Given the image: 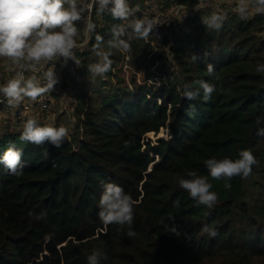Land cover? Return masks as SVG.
I'll list each match as a JSON object with an SVG mask.
<instances>
[{
    "label": "trees",
    "instance_id": "obj_1",
    "mask_svg": "<svg viewBox=\"0 0 264 264\" xmlns=\"http://www.w3.org/2000/svg\"><path fill=\"white\" fill-rule=\"evenodd\" d=\"M139 14L121 21L95 9V31L77 52L81 72L91 74L97 34L111 69L77 94L74 131L60 147L21 142L23 128L0 133V156L15 145L24 164L19 176L0 165V264H88L97 248L106 255L101 264H264V182H250L255 174L264 177V136L256 134L264 128V72L256 70L258 61L264 63V14H226L217 31L196 9L191 34L171 44V57L165 51L152 59L149 43L131 29L124 37L131 36L130 52L108 46L113 27ZM140 58L157 59L167 81L125 85L116 64ZM198 80L215 85L210 99L202 90L194 100L185 98L186 86L196 89ZM163 127L169 138L147 139ZM244 149L257 160L250 176L209 177L218 194L211 208L179 187L178 177L188 171L208 176V159L235 160ZM106 183L137 201L131 226H105L99 219ZM41 212L46 215L36 219Z\"/></svg>",
    "mask_w": 264,
    "mask_h": 264
},
{
    "label": "clouds",
    "instance_id": "obj_2",
    "mask_svg": "<svg viewBox=\"0 0 264 264\" xmlns=\"http://www.w3.org/2000/svg\"><path fill=\"white\" fill-rule=\"evenodd\" d=\"M94 2L98 6V12H107L114 19L127 21L134 16L135 9L129 6L128 0H94ZM91 7L92 5L79 6L77 0H0V58L10 60L13 65H18L24 71H35L37 65H46L61 58L65 64L69 59L79 64L73 52L77 46V38L80 36L77 22L83 19V13ZM250 9L264 14V0H237L236 11L241 19L247 18ZM225 19V15L214 12L202 20V23L218 31L222 28ZM95 28L96 25L90 19L87 20L84 34L94 32ZM153 28L154 21L147 18H134L127 25H116L112 29L113 35L108 41V46L124 53L130 52L131 36L129 39L124 38L129 35L128 29H131L135 38L147 39ZM95 39L93 51L102 58V61L90 66L89 71L93 75L103 76L110 71L112 61L108 53L99 51L103 37L97 34ZM256 70L264 72V63L258 61ZM24 71H17L6 83L0 85V94L11 106H18L25 98L36 101L53 90L59 82L55 66L44 72L43 84L36 76L26 78ZM207 73L209 76L213 75V65H207ZM195 83L199 85L196 89L186 86L185 98L194 100L202 90L204 100L210 99L215 91V85L205 80H198ZM257 123H260L259 118ZM256 134L264 136V128H258ZM68 135V129L64 126L41 125L35 118H30L24 123L19 139L21 142L37 146L50 143L54 147H60ZM22 155L21 149L10 145L0 156V165H3L8 174L19 176L24 167ZM256 163L257 160L251 150L244 149L238 153V158L235 160L208 159L205 162L208 176L201 175L197 171H188L186 177H178L177 183L198 204L211 208L217 202L218 194L212 191L213 184L209 177L217 181H230L237 176L246 179ZM103 187L98 204L100 209L98 216L103 225L131 226L134 221V205L137 201L115 183H106ZM231 187L230 183L224 184L226 190H230ZM45 215L46 213L41 212L36 219H42ZM205 231L212 236L216 235L215 231L207 227ZM127 234L135 235L131 230ZM102 259H106V255L100 248L95 249L87 257L88 264H101Z\"/></svg>",
    "mask_w": 264,
    "mask_h": 264
},
{
    "label": "rangeland",
    "instance_id": "obj_3",
    "mask_svg": "<svg viewBox=\"0 0 264 264\" xmlns=\"http://www.w3.org/2000/svg\"><path fill=\"white\" fill-rule=\"evenodd\" d=\"M82 0H77V3ZM172 0H128L129 6L135 9L134 14H139L140 19H158V23H160V19L162 17H167L170 26L169 32L166 37V40H160L155 42L151 34L147 39H145L150 48L147 52V57L152 59L155 55L159 53H164L165 51L171 57V53L169 52L171 44L182 36L191 34V25L192 19L196 15V9L190 10V8L186 7L182 9L179 13L170 12V4H172ZM237 0L233 2H227L224 4L213 5L205 7L204 10H199L201 13V20L206 19L212 13H218L225 15L229 13H237ZM169 11V12H168ZM168 12V13H166ZM238 14V13H237ZM256 14L254 10H249L247 17H252ZM181 15V17H180ZM239 15V14H238ZM80 28V27H79ZM81 29V28H80ZM82 39H77V46L73 50L75 58L79 61V64H75L74 61L69 59L65 64L63 59L57 61H51L49 63L53 64L55 67H58V71L61 70L63 74L64 80V89L61 95L55 97L51 109L48 111H39L34 110L33 101L25 98L18 106L21 109L18 111L15 116L13 110L8 108L5 112L0 113V133L2 131H10L21 129L24 127V123L27 119L35 118L41 125L49 124L55 127L64 126L68 129L69 134L74 131V125L76 122V101L77 94L82 90L83 86L86 83H90L97 79L98 75H90L82 73V63L81 57L78 56L80 49L85 45L84 40L87 35L84 34L82 30ZM264 35V33H263ZM81 36V35H80ZM90 37V36H89ZM87 40V39H86ZM88 41V40H87ZM96 55V54H95ZM102 58L96 55V58L92 65L101 62ZM150 62L152 60H149ZM40 66V65H37ZM176 66H173L172 69H175ZM21 68L18 65H13L10 60L6 58H0V73L5 75L14 76L17 71ZM116 69L118 76L123 80L125 85H128L130 88H134L136 84H144L149 83L155 86H159L164 81H167L166 76L161 72V64L159 61L153 60V64L143 62L142 58L138 61V63H134L133 61L122 62L116 64ZM34 76V75H31ZM30 76V77H31ZM2 79V77H0ZM38 79V78H37ZM25 104V105H23ZM27 106H30V109H26ZM17 109V108H16ZM159 137H170L168 127H163L160 129V132L157 135L153 133L147 134V139L151 140L153 143H156L157 138ZM255 180H259L264 182V177H260L259 174L253 175L250 179V182H254ZM249 190H253V185L250 183L248 185Z\"/></svg>",
    "mask_w": 264,
    "mask_h": 264
},
{
    "label": "built area",
    "instance_id": "obj_4",
    "mask_svg": "<svg viewBox=\"0 0 264 264\" xmlns=\"http://www.w3.org/2000/svg\"><path fill=\"white\" fill-rule=\"evenodd\" d=\"M172 1L173 2H171L172 4H170L169 11L179 13L182 9L186 8V3L191 2V1L195 3L193 9L204 10L205 7H208V6L224 4V3L233 2L236 0H172ZM78 5L79 6L92 5L90 10H86L83 13V19L77 22L79 27L85 32L86 22L89 19L92 21L93 13L95 9H97L98 6L95 4L94 0H82L81 2L78 3ZM190 10L192 9L190 8ZM151 20L154 21V28L150 34H151L152 39L155 42H158L162 38L168 35L170 22L167 17H162L160 19V23H158V19L157 20L151 19ZM89 35L90 34H88L86 37L87 40L89 39ZM53 66H54L53 64L48 63L46 65L36 66L35 71H31V70L24 71L23 69H20L19 71H24L26 78L30 77L31 75L36 76L38 80H40V82L43 84L45 82L44 72H46L48 68H51ZM55 71L59 77V82L54 86L53 90H50L49 92L45 93L42 97L32 102L33 106L35 107L34 110L48 111L49 109H51V106H52V103L55 97L63 93V89H64L63 74L61 73V70L58 71L57 66L55 67ZM0 77H2V79L0 78V85L6 83L8 79L12 78V76L10 75H5L1 73H0ZM0 107H3L1 108L2 110H5V109L7 110L8 108L12 109L15 116L16 114H18L17 113L18 111L16 110L21 109L20 106L9 105L7 99L2 94H0ZM28 108L30 109V106L26 107V109Z\"/></svg>",
    "mask_w": 264,
    "mask_h": 264
},
{
    "label": "crops",
    "instance_id": "obj_5",
    "mask_svg": "<svg viewBox=\"0 0 264 264\" xmlns=\"http://www.w3.org/2000/svg\"><path fill=\"white\" fill-rule=\"evenodd\" d=\"M1 108H3V107H0V113H2V112H5L6 111V109L5 110H2ZM6 113V112H5Z\"/></svg>",
    "mask_w": 264,
    "mask_h": 264
}]
</instances>
